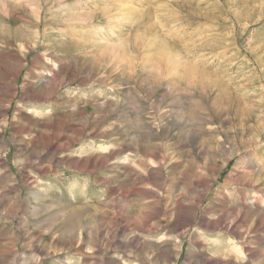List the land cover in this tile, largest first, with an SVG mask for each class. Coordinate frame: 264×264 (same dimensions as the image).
Here are the masks:
<instances>
[{
  "label": "rangeland",
  "instance_id": "rangeland-1",
  "mask_svg": "<svg viewBox=\"0 0 264 264\" xmlns=\"http://www.w3.org/2000/svg\"><path fill=\"white\" fill-rule=\"evenodd\" d=\"M3 1L0 264H264V0Z\"/></svg>",
  "mask_w": 264,
  "mask_h": 264
},
{
  "label": "bare ground",
  "instance_id": "bare-ground-1",
  "mask_svg": "<svg viewBox=\"0 0 264 264\" xmlns=\"http://www.w3.org/2000/svg\"><path fill=\"white\" fill-rule=\"evenodd\" d=\"M4 4H6V2L5 1H3L2 3H0V9L4 6ZM21 59V58H20ZM38 87V86H37ZM14 85L12 86V90L14 91Z\"/></svg>",
  "mask_w": 264,
  "mask_h": 264
}]
</instances>
